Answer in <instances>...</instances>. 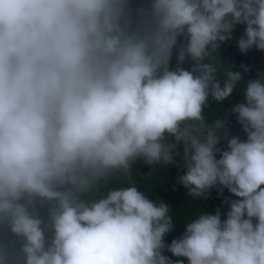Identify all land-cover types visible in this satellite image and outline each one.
<instances>
[{
    "label": "clouds",
    "instance_id": "9594fccd",
    "mask_svg": "<svg viewBox=\"0 0 264 264\" xmlns=\"http://www.w3.org/2000/svg\"><path fill=\"white\" fill-rule=\"evenodd\" d=\"M237 24L264 50V0H0V226L21 245L0 264H264V73L215 55ZM242 81L245 138L205 111ZM181 148L190 196L234 198L167 243L170 206L132 165Z\"/></svg>",
    "mask_w": 264,
    "mask_h": 264
},
{
    "label": "trees",
    "instance_id": "16d2710c",
    "mask_svg": "<svg viewBox=\"0 0 264 264\" xmlns=\"http://www.w3.org/2000/svg\"><path fill=\"white\" fill-rule=\"evenodd\" d=\"M137 2L146 3L147 0H137ZM244 28L245 25L237 24L233 29L232 37L221 42L215 55L222 65L232 66L233 70L242 71L245 79H251L256 78L259 73H264V50L255 47L247 52L239 50L237 41L243 35ZM176 63V52L174 51L170 66L174 68ZM181 66L190 67L188 61H185ZM243 87L244 82L242 81L233 93L225 99L221 107L218 108L213 102L205 110L209 121L217 118L226 119L229 135H236L240 138H245L246 134L237 121L236 115L232 114L230 110L236 103L244 101ZM221 147L226 148V143H222ZM175 161V163L168 165L149 166L142 159H137L132 165L133 179L138 180L149 198L154 201L163 200L170 206L175 227L166 235L165 241L167 243H170L174 238H179L185 231L186 222L203 212L215 213L219 209L222 219L225 218L226 212L229 210L227 201L234 198L227 188H223L221 193L222 186L219 185L207 190L203 196L193 198L189 195L188 189L178 180V177L185 171L182 148L181 155L176 156ZM148 173H151V176H148ZM115 184L116 181H113V185ZM40 212L42 215H46L45 209L41 208ZM0 243H3L11 252H18L21 246L19 239L8 230L7 226H0ZM165 254L173 260H184V264H188L185 257H176L167 251Z\"/></svg>",
    "mask_w": 264,
    "mask_h": 264
}]
</instances>
